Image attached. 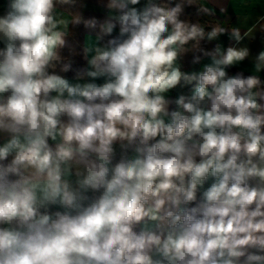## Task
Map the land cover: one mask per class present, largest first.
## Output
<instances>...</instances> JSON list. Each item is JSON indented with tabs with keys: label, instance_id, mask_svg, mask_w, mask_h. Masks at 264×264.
Instances as JSON below:
<instances>
[{
	"label": "clouds",
	"instance_id": "1",
	"mask_svg": "<svg viewBox=\"0 0 264 264\" xmlns=\"http://www.w3.org/2000/svg\"><path fill=\"white\" fill-rule=\"evenodd\" d=\"M215 4L0 0V264H264V16Z\"/></svg>",
	"mask_w": 264,
	"mask_h": 264
},
{
	"label": "crops",
	"instance_id": "2",
	"mask_svg": "<svg viewBox=\"0 0 264 264\" xmlns=\"http://www.w3.org/2000/svg\"><path fill=\"white\" fill-rule=\"evenodd\" d=\"M89 9L92 11L93 0H88ZM216 7V17H205L203 18V23L214 22L219 20L226 27H241L242 31H246L247 28L251 27L260 16H264V0H217V4L212 5ZM223 6L226 8V14H221L219 12V7ZM193 19H195L193 17ZM76 33V38L80 39L83 30L74 29ZM220 41L225 47L231 45V41L227 36H222ZM211 47V45H208ZM253 53L255 54L261 48L259 32H257V40L250 44ZM190 56L186 58L185 64L187 66ZM245 68H250L251 65L246 61L243 65Z\"/></svg>",
	"mask_w": 264,
	"mask_h": 264
}]
</instances>
